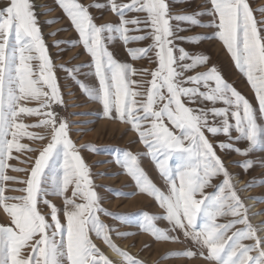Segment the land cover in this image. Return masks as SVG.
I'll list each match as a JSON object with an SVG mask.
<instances>
[{
	"label": "snow or ice",
	"instance_id": "snow-or-ice-1",
	"mask_svg": "<svg viewBox=\"0 0 264 264\" xmlns=\"http://www.w3.org/2000/svg\"><path fill=\"white\" fill-rule=\"evenodd\" d=\"M58 4L90 57L87 64L61 66V71L101 106L100 118L119 121L136 133L145 149L142 155L153 163L164 190L152 182L141 167L140 156L131 151L113 149L111 162L161 211L116 214L102 207L90 168L71 139L73 126L55 110L64 107V100L33 3L4 0L0 6V207L9 223L0 224V264H113L93 242V234L123 264H143L113 242V233L120 238L130 234L104 224L101 215L135 226L157 241L191 242L192 248L167 258L264 264V238L249 223L233 174L217 154L219 150L244 157L234 166L247 174L257 166L251 156L264 153V8L259 9L261 18L257 19L248 0H207L205 11L191 14H175L169 0H106L93 5L58 0ZM90 8L111 11L118 23L98 25ZM203 16L211 18L207 24L200 19ZM185 24L187 29L181 27ZM195 27L213 29V35H180ZM208 39L222 42L247 79L258 107L228 83L215 65L209 66L208 55L190 53L177 43L199 44ZM117 41L132 61L147 59L156 65L154 70H137L119 61L109 47ZM144 41H149L147 46L128 47ZM68 44L76 46L72 41ZM54 46L59 47V42ZM202 66L207 70L197 72ZM84 68L97 86L78 80ZM136 76L151 79H133ZM206 102L211 106H199ZM33 117L38 122L25 123ZM29 129H43L46 134ZM209 135L224 139L214 144ZM24 138L45 143L36 150L21 143ZM241 143L246 147L241 148ZM84 148L99 153L95 146ZM14 151L27 159L19 160ZM12 159L27 167L10 165ZM259 163L264 165V159ZM9 169L25 178L7 175ZM7 182L20 184L11 191L21 195L6 196ZM254 186L255 179L247 187ZM106 190L116 197L134 195ZM49 197L61 198L63 208ZM160 221L168 228L159 227ZM176 233L182 234L183 241Z\"/></svg>",
	"mask_w": 264,
	"mask_h": 264
},
{
	"label": "rangeland",
	"instance_id": "rangeland-1",
	"mask_svg": "<svg viewBox=\"0 0 264 264\" xmlns=\"http://www.w3.org/2000/svg\"><path fill=\"white\" fill-rule=\"evenodd\" d=\"M3 2L4 0H0V6H3ZM30 2L33 3L38 26L53 62L55 75L64 100V107H56L55 110L73 126L70 130L71 139L76 143L80 154L90 168L95 191H97L102 200V207L108 212L116 214H138L141 211H147L149 214L154 215L159 214L161 210H159L154 200L146 194L139 193L134 186V182L124 170L116 163L111 162L114 159L113 149L120 148L131 151L133 154L140 156L141 167L152 182L164 190L163 181L159 177L153 163L149 158L142 155L145 149L138 142L136 133L130 131L128 125L119 121L100 118L98 114L101 111V106L96 102L90 101L77 84L69 79L64 71H61V66L77 67L87 64L90 61V57L86 54L82 45L78 43V34L75 32L67 15L59 7L58 0H30ZM79 2L84 5H93L97 2L105 3L106 0H79ZM118 2H128V0H118ZM206 2L207 0H187L186 3H176L175 0H169L175 14H191L197 11H205ZM248 3L253 9L256 18L260 19L259 9L264 8V0H248ZM89 10L98 25L118 23V18L109 10H97L95 8H90ZM135 15L137 14H130V16ZM200 19L203 23L207 24L211 18L203 16ZM51 21L57 22L50 23ZM181 27L187 29L189 26L185 24L181 25ZM213 31L210 28L195 27L191 31L181 32L180 35L188 37L193 35L212 36ZM69 41L76 43V46L70 47ZM57 42H59V47L54 46ZM148 43L149 41H144L141 44H131L128 47H144ZM177 43L185 47L190 53L208 55L210 57L209 66L215 65L228 83L245 96L254 107H258L255 94L247 79L235 67L230 54L224 48L222 42L218 39H208L202 40L199 44H182L179 41ZM109 47L119 61L130 63L137 70L147 69L151 71L156 67L154 63H150L147 59L132 61L126 54L125 47L119 41L114 42ZM33 63L35 65L37 62L34 61ZM206 70L207 67L205 66L196 69L197 72ZM77 78L89 86H97V81L87 68L82 69ZM133 79L150 80L151 77L136 76ZM29 106L35 105L30 104ZM190 106L197 107L196 105ZM199 106L210 107L211 105L206 102V105ZM217 106L222 105L218 104ZM36 122L38 120L35 117L25 121L28 124ZM29 131L46 134V130L43 129H29ZM209 139L216 144L218 140H223L224 137L221 135L218 138H212L209 135ZM21 143L28 145L30 148L40 150L45 142L30 141L24 138L21 140ZM84 145L95 146L99 149V153L86 150ZM239 146L241 148L246 147L243 143ZM35 154L32 153L31 155L34 156ZM217 154L222 158L228 171L233 174L235 188L245 207L248 209L246 215L249 223L257 229L258 235L264 238V232L261 230L264 227V183H261V181H264V165L259 163L261 159H264V153L256 152L251 156L257 162V166L252 168L247 174H244L239 167L234 166L242 162L244 157L236 154L225 155L224 152L219 150H217ZM13 156L19 157V160L27 159L26 155L16 153L15 151L13 152ZM19 160L12 159L9 161V164L15 167H27V165L21 164ZM6 174L19 179L25 178L21 173L13 172L10 169ZM253 179L256 180L257 186L248 188L247 186ZM19 187H21L20 184L7 182L5 195L13 197L21 195L18 191H11V189ZM106 189L134 193V195L131 198L116 197ZM207 191H211V189H207ZM246 191L247 193H245ZM49 199L58 208H63L61 198L49 197ZM253 207L256 208L253 209ZM41 211L45 215L48 214V210L43 206H41ZM256 214L262 215L263 218L254 220L252 217ZM100 219L104 224L116 228L119 233L130 234L126 238H120L116 233H113V242L121 250L127 251L137 257L143 264H206V261L202 257H193L191 259L183 257L167 258L193 247L190 241H183L182 234L176 233L180 235V241L183 242L157 241L151 234L145 233L135 226H128L122 222H117L110 216L101 215ZM8 223L9 218L3 211V208L0 207V224ZM158 226L165 229L168 228L167 223L164 221L158 222ZM92 239L100 251L113 264H120L122 258L105 245L102 240L96 239L94 234L92 235ZM245 243H251V241H245Z\"/></svg>",
	"mask_w": 264,
	"mask_h": 264
},
{
	"label": "bare ground",
	"instance_id": "bare-ground-1",
	"mask_svg": "<svg viewBox=\"0 0 264 264\" xmlns=\"http://www.w3.org/2000/svg\"><path fill=\"white\" fill-rule=\"evenodd\" d=\"M245 193H247V191L245 192ZM245 195V194H244ZM249 202V201H248ZM256 207H253V209H255ZM252 218H254V220H260V219H262L263 217H262V215H259V214H256V215H253V217ZM262 230V232H264V227L261 229ZM117 260H120V259H117ZM122 260V259H121ZM116 263V262H115ZM120 264H123V261H120Z\"/></svg>",
	"mask_w": 264,
	"mask_h": 264
}]
</instances>
